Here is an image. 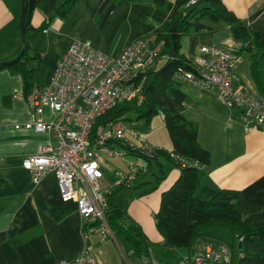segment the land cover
I'll return each mask as SVG.
<instances>
[{"label": "crops", "instance_id": "obj_1", "mask_svg": "<svg viewBox=\"0 0 264 264\" xmlns=\"http://www.w3.org/2000/svg\"><path fill=\"white\" fill-rule=\"evenodd\" d=\"M167 1L169 7L155 0H77L64 18H58L55 11L60 0H27L29 26L44 24L31 43L40 56L39 60L27 62L28 68L36 69L31 84L50 82L74 39L86 41L100 51L117 53L140 36L164 32L171 17L186 6L185 0ZM222 2L244 23L258 30L264 43V0ZM21 7L22 0H0V61L14 57L20 47ZM206 22L216 31L183 35L180 53L194 61L200 47L209 45L238 54L242 41L233 36L229 26L222 21ZM262 51L254 47L238 54L232 76L235 86L264 101ZM182 83L179 87L188 97L182 114L197 127L198 142L210 153L207 174L197 191L203 186L238 190L243 210L251 218L264 220V125L246 131L240 110L223 103L214 89L196 87L186 80ZM23 92L20 73L1 69L0 264H56L60 259L79 255L85 246L96 264H145L144 255L133 254L131 248L122 251L113 241L115 238L94 233L84 240L77 211L59 221L50 216L47 200L57 192L54 175L47 174L34 183L21 164L25 155L35 153L46 140L44 134L14 128V124L29 119L27 104L19 97ZM150 143L168 151L172 149L167 137L164 146ZM178 175L179 169L174 165L164 180V189ZM160 240L162 243L161 236ZM187 249L190 257L193 249ZM147 253L146 258L155 259L150 257L148 247Z\"/></svg>", "mask_w": 264, "mask_h": 264}, {"label": "built area", "instance_id": "obj_2", "mask_svg": "<svg viewBox=\"0 0 264 264\" xmlns=\"http://www.w3.org/2000/svg\"><path fill=\"white\" fill-rule=\"evenodd\" d=\"M197 1L188 0L187 5ZM164 50L165 40L156 33L136 38L117 53L74 39L50 82L31 84L19 95L27 104L29 119L14 128L46 135L35 153L23 157L22 167L34 183L54 175L60 197L76 205L84 240L94 233L115 238L106 219L108 198L116 187H131L144 170V159L153 158L158 148L123 116L99 124L97 120L125 101L144 105L139 79L159 59L171 58ZM238 61L239 55L232 51L203 45L192 68L179 69V74L196 87L214 89L223 103L237 107L249 131L264 125V101L235 86L232 73ZM107 158L116 159L118 166L109 167ZM147 262L157 264L145 257ZM56 264L96 262L85 246L79 255ZM177 264H232V251L227 244L201 239L190 257Z\"/></svg>", "mask_w": 264, "mask_h": 264}, {"label": "trees", "instance_id": "obj_3", "mask_svg": "<svg viewBox=\"0 0 264 264\" xmlns=\"http://www.w3.org/2000/svg\"><path fill=\"white\" fill-rule=\"evenodd\" d=\"M155 1L169 7L167 0V2ZM76 2L77 0H60L55 11L56 17L64 18ZM187 2L188 0H185L186 6L182 11L171 17L164 32H155L159 37L164 38V52L171 58L164 60L159 68L155 69L154 66L149 69L139 79L145 96V109L141 111L140 116L148 123L154 116L162 114L172 143L170 151L156 148L153 158L158 159L163 155L179 169L177 178L160 193L159 206L154 215L155 228L162 238L161 244L164 247L189 249H194L196 242L201 239H209L213 244H224L221 240L211 239L206 231L214 227L225 228L232 234V243L229 245L231 251L237 248V241L242 240V248L237 249L240 252L237 264H264V220L251 218L243 210L240 192L229 188L212 189L203 186L200 189L201 195L196 194L199 184L207 174L206 167L209 164L210 153L199 144L197 127L182 114L188 97L179 87V81L176 79V76L180 75L179 69L189 70L193 65V60L180 53L181 37L187 34L216 31L206 21H222L229 26L233 36L242 41L238 54L251 51L255 47L263 50L261 56L264 57V43L260 40V32L228 10L222 0H198L194 5H187ZM198 3L201 4L199 8ZM43 26L42 23L37 27H31L27 22L26 49L23 56L16 62L0 66V70L9 69L20 73L24 91L30 87L36 70L28 68L27 62L40 58L39 53L31 48V43ZM21 48L22 41L17 54ZM124 112V108L116 104L98 118L97 124L122 116ZM149 159L146 157L144 163ZM120 188L122 187H116L108 198L107 222L111 229L115 227L133 244L131 247L133 254L147 257L145 242L142 247L146 235L141 227L137 223L127 226L121 223V219L126 217L127 213L113 201L116 191ZM75 208L73 201H64L58 192L47 200V211L56 221L63 219Z\"/></svg>", "mask_w": 264, "mask_h": 264}, {"label": "rangeland", "instance_id": "obj_4", "mask_svg": "<svg viewBox=\"0 0 264 264\" xmlns=\"http://www.w3.org/2000/svg\"><path fill=\"white\" fill-rule=\"evenodd\" d=\"M197 7H201V4L198 3ZM16 55L11 59H14ZM163 61L164 60L160 59L156 63L155 69L159 68ZM176 79H178L179 84H183L182 80L184 79L181 77V75H177ZM121 107L125 110L122 116L127 120V123L130 125V123L133 122V128L146 132L150 142L164 146V138L167 137L168 140L170 139L168 131L166 127H164L162 115V118L159 114L154 116L148 123H146L145 118L140 116L141 111L145 109L144 105H136L135 100H132L123 102ZM161 148L164 149V147ZM106 160L109 164V167L118 166L116 159L107 158ZM144 165V174L137 176L133 182V188L122 187L118 189L113 197V201L115 205L119 206L127 213V216H124L121 219V223L123 225L127 226L132 223L136 224L137 221L140 222L142 227L141 229H143L144 233L146 234V240L142 242V247H144L145 242L146 246L149 248V254L151 258H155L159 264H177L178 261L187 260L189 258L187 257L189 250L186 247H164L161 245L159 233L155 228V218L152 216V214H154L158 209L160 193L164 189V180L166 176L169 177L171 167H174V164L169 162L162 155L159 156L158 159L150 158L149 161L144 163ZM108 172L109 171H107V173L105 172L107 179H111V176L108 175ZM196 194L198 196L201 195L199 190L196 192ZM112 231L115 240L113 238L111 239H113L114 242H117L119 248L122 251L129 250L131 247H133V244L124 238L117 231V229H115V227H113ZM206 232L213 240H221L227 245L232 243V234L225 228H209ZM239 257L240 252L236 248L232 251V264H237ZM147 264L154 263L147 262Z\"/></svg>", "mask_w": 264, "mask_h": 264}, {"label": "water", "instance_id": "obj_5", "mask_svg": "<svg viewBox=\"0 0 264 264\" xmlns=\"http://www.w3.org/2000/svg\"><path fill=\"white\" fill-rule=\"evenodd\" d=\"M27 18H28V2L27 0H22L21 14H20L19 24H18L19 35L22 41V48L14 59H11L8 61H0V66H4L7 64L16 62L23 56L25 49H26L25 25L27 23ZM241 248H242V240H238L237 249L240 250Z\"/></svg>", "mask_w": 264, "mask_h": 264}, {"label": "bare ground", "instance_id": "obj_6", "mask_svg": "<svg viewBox=\"0 0 264 264\" xmlns=\"http://www.w3.org/2000/svg\"><path fill=\"white\" fill-rule=\"evenodd\" d=\"M206 46H209V45H206ZM229 246V245H228Z\"/></svg>", "mask_w": 264, "mask_h": 264}]
</instances>
